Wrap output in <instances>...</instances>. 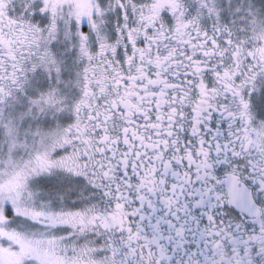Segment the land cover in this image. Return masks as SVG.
<instances>
[{
  "label": "snow or ice",
  "instance_id": "6c2138e0",
  "mask_svg": "<svg viewBox=\"0 0 264 264\" xmlns=\"http://www.w3.org/2000/svg\"><path fill=\"white\" fill-rule=\"evenodd\" d=\"M0 264H264V0H0Z\"/></svg>",
  "mask_w": 264,
  "mask_h": 264
}]
</instances>
